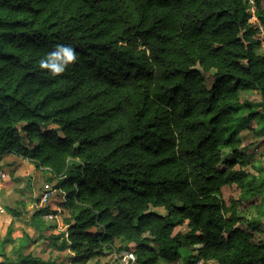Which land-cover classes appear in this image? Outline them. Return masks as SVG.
I'll return each instance as SVG.
<instances>
[{
    "label": "trees",
    "instance_id": "1",
    "mask_svg": "<svg viewBox=\"0 0 264 264\" xmlns=\"http://www.w3.org/2000/svg\"><path fill=\"white\" fill-rule=\"evenodd\" d=\"M252 14L264 29V0H0V157L57 179L73 264L128 243L137 264H264V218L239 211L262 193L240 151L242 131L264 137ZM58 43L79 58L50 77ZM232 186L248 196L225 202Z\"/></svg>",
    "mask_w": 264,
    "mask_h": 264
},
{
    "label": "rangeland",
    "instance_id": "2",
    "mask_svg": "<svg viewBox=\"0 0 264 264\" xmlns=\"http://www.w3.org/2000/svg\"><path fill=\"white\" fill-rule=\"evenodd\" d=\"M250 22L255 28L262 27L257 19L251 18ZM258 38L262 46L257 52H261L264 50V35L260 32ZM242 99L253 102L257 100V95L243 93ZM251 126L256 128V123L252 122ZM241 138L243 144L240 151L244 152L250 161L247 170L252 176V184L260 185L262 193L252 196L248 202L241 203L239 211L247 219L264 218V137H257L245 130L241 132ZM0 168L6 174L4 179H0V263L9 258L12 264H73V255L63 245L64 240H67L66 226L63 223L64 195L54 190L57 179L52 177L50 171L36 168L30 160L12 154L0 157ZM246 186L247 189L250 188L247 184ZM247 196L235 186L222 188V199L227 203L231 197L237 199ZM46 206L47 211L40 213ZM12 212H18L20 216H13ZM34 215L40 224L39 231L29 222ZM186 232L188 228L183 225L174 230V235ZM60 234L65 235L64 240L58 238ZM126 245L129 251L133 252L134 244ZM196 248L184 244L181 250L185 256L195 255ZM88 264L121 262L119 255L106 252L103 257L93 259ZM158 264L169 263L160 260Z\"/></svg>",
    "mask_w": 264,
    "mask_h": 264
},
{
    "label": "clouds",
    "instance_id": "3",
    "mask_svg": "<svg viewBox=\"0 0 264 264\" xmlns=\"http://www.w3.org/2000/svg\"><path fill=\"white\" fill-rule=\"evenodd\" d=\"M78 53L71 44L58 43L52 50L41 56L38 64L44 74L56 77L66 73L78 60Z\"/></svg>",
    "mask_w": 264,
    "mask_h": 264
},
{
    "label": "built area",
    "instance_id": "4",
    "mask_svg": "<svg viewBox=\"0 0 264 264\" xmlns=\"http://www.w3.org/2000/svg\"><path fill=\"white\" fill-rule=\"evenodd\" d=\"M251 11H252V13L254 12L253 9ZM251 18L256 19L254 14H252ZM259 30L264 35V29L262 27H260ZM5 177H6L5 172L2 170V168H0V179H4ZM46 197H47V195H45L44 198H46ZM119 260H120L121 264H137L135 254L133 252H130V251L129 252L124 251V252L120 253L119 254ZM176 264H218V263L214 260L205 261V260L199 259V260H195V261L187 262V263L177 262Z\"/></svg>",
    "mask_w": 264,
    "mask_h": 264
},
{
    "label": "crops",
    "instance_id": "5",
    "mask_svg": "<svg viewBox=\"0 0 264 264\" xmlns=\"http://www.w3.org/2000/svg\"><path fill=\"white\" fill-rule=\"evenodd\" d=\"M88 264V263H87Z\"/></svg>",
    "mask_w": 264,
    "mask_h": 264
}]
</instances>
